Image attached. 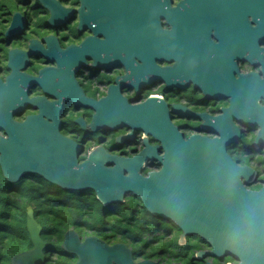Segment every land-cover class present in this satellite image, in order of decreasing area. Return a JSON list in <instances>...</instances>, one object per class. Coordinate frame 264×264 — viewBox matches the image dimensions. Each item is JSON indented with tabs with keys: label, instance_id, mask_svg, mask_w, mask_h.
<instances>
[{
	"label": "flooded vegetation",
	"instance_id": "1",
	"mask_svg": "<svg viewBox=\"0 0 264 264\" xmlns=\"http://www.w3.org/2000/svg\"><path fill=\"white\" fill-rule=\"evenodd\" d=\"M49 1L0 0L1 81L7 83L12 73V57L20 74L49 86L46 91L22 80L19 88L29 99L43 100L17 110L15 120L40 116L55 124L78 146L80 162L99 146L112 156L133 158L147 147L145 139L150 147L158 142L127 127L92 131L97 110L90 104L122 97L139 105L156 98L183 141L193 136L207 141L214 161L229 173L242 169L246 189L264 186V0ZM163 153L160 148L155 155ZM155 155L141 165L142 176L162 169ZM131 196L136 198L129 194L121 205ZM135 201L144 209L139 197ZM144 212L143 250L134 255L128 242H118L131 249L135 261L241 262L209 254L205 240L196 235L182 240L175 223ZM203 252L208 254L200 256Z\"/></svg>",
	"mask_w": 264,
	"mask_h": 264
},
{
	"label": "water",
	"instance_id": "2",
	"mask_svg": "<svg viewBox=\"0 0 264 264\" xmlns=\"http://www.w3.org/2000/svg\"><path fill=\"white\" fill-rule=\"evenodd\" d=\"M11 61L12 57L7 83L0 79V169L9 183L35 174L65 191L92 190L105 207L123 204L132 194L151 215L175 223L183 231L182 240L184 235H196L209 243V254L215 257L232 255L241 260L239 264H264V186L259 191L246 189L239 179L242 169L232 167L229 173L228 166L213 160L207 141L195 136L183 141L161 100L129 105L120 97L106 98L103 106L90 104L97 110L89 123L92 131L138 129L158 145L150 147L145 139L147 147L133 158L112 156L99 146L80 162L78 146L59 134L55 124L40 116L15 120L17 110L43 100L29 99L28 92L19 88L22 80L37 82L46 91L49 86L40 78L20 74ZM160 148L164 153L155 155ZM151 154L163 167L144 177L139 171ZM26 228L33 248L14 255L10 264H44L47 243L31 207ZM61 247L76 256L74 264H154L135 261L125 244L109 245L95 236L82 240L74 229L65 233Z\"/></svg>",
	"mask_w": 264,
	"mask_h": 264
},
{
	"label": "trees",
	"instance_id": "3",
	"mask_svg": "<svg viewBox=\"0 0 264 264\" xmlns=\"http://www.w3.org/2000/svg\"><path fill=\"white\" fill-rule=\"evenodd\" d=\"M133 198L125 205L103 207L92 190L65 191L35 174L11 184L0 169V264H10L14 255L33 248L26 228L29 207L47 243L44 264H74L77 261L61 247L70 229L81 238L96 236L111 245L128 242L137 255L146 242L148 218L145 208H139L135 201L137 197Z\"/></svg>",
	"mask_w": 264,
	"mask_h": 264
},
{
	"label": "rangeland",
	"instance_id": "4",
	"mask_svg": "<svg viewBox=\"0 0 264 264\" xmlns=\"http://www.w3.org/2000/svg\"><path fill=\"white\" fill-rule=\"evenodd\" d=\"M244 138H246L245 136H244ZM244 140V139H243Z\"/></svg>",
	"mask_w": 264,
	"mask_h": 264
}]
</instances>
